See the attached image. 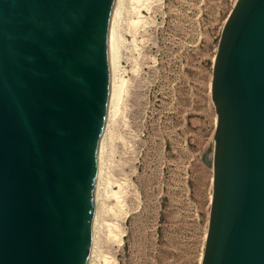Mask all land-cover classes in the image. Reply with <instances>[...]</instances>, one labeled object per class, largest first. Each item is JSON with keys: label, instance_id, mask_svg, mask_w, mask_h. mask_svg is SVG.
<instances>
[{"label": "water", "instance_id": "water-1", "mask_svg": "<svg viewBox=\"0 0 264 264\" xmlns=\"http://www.w3.org/2000/svg\"><path fill=\"white\" fill-rule=\"evenodd\" d=\"M116 0H0V264H88ZM200 264H264V0H236L212 63Z\"/></svg>", "mask_w": 264, "mask_h": 264}, {"label": "rangeland", "instance_id": "rangeland-1", "mask_svg": "<svg viewBox=\"0 0 264 264\" xmlns=\"http://www.w3.org/2000/svg\"><path fill=\"white\" fill-rule=\"evenodd\" d=\"M235 1L121 0V86L103 137L92 264L201 263L212 192L203 159L216 124L212 63Z\"/></svg>", "mask_w": 264, "mask_h": 264}, {"label": "bare ground", "instance_id": "bare-ground-1", "mask_svg": "<svg viewBox=\"0 0 264 264\" xmlns=\"http://www.w3.org/2000/svg\"><path fill=\"white\" fill-rule=\"evenodd\" d=\"M121 3V0H116L115 1V6L113 10V14L110 20L109 28H108V35H109V42H110V54H111V59H112V71H111V76H110V95H109V100H108V105H107V116H106V122L105 126L103 129V132L100 137V143H99V151H98V168H97V180H96V186H95V205L93 209V221H92V239H91V250H90V256H89V262L88 264H92V256L94 254V238H95V223H96V201H97V194H98V189H99V178L101 174V157L102 152H103V137L104 133L106 131L107 125L112 119L116 105H117V98L119 94V89L121 84H117L115 80V69L117 66V54H116V42H115V30H114V24L116 20V16L118 14V8ZM139 24V23H138ZM121 81V80H120ZM101 179V178H100ZM117 240V239H116Z\"/></svg>", "mask_w": 264, "mask_h": 264}]
</instances>
